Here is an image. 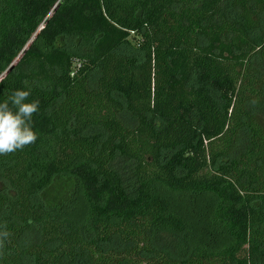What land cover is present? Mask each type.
Here are the masks:
<instances>
[{
    "label": "trees",
    "instance_id": "1",
    "mask_svg": "<svg viewBox=\"0 0 264 264\" xmlns=\"http://www.w3.org/2000/svg\"><path fill=\"white\" fill-rule=\"evenodd\" d=\"M14 90L0 264H264V0H0Z\"/></svg>",
    "mask_w": 264,
    "mask_h": 264
},
{
    "label": "clouds",
    "instance_id": "2",
    "mask_svg": "<svg viewBox=\"0 0 264 264\" xmlns=\"http://www.w3.org/2000/svg\"><path fill=\"white\" fill-rule=\"evenodd\" d=\"M30 95V90H14L0 102V155H9L36 142L38 134L33 130L32 117L38 113L40 102H26ZM0 228L6 229V224ZM9 235L7 230L0 231V247Z\"/></svg>",
    "mask_w": 264,
    "mask_h": 264
},
{
    "label": "rangeland",
    "instance_id": "3",
    "mask_svg": "<svg viewBox=\"0 0 264 264\" xmlns=\"http://www.w3.org/2000/svg\"><path fill=\"white\" fill-rule=\"evenodd\" d=\"M66 43H72L71 41L69 40H66ZM67 180L65 179L63 184H65V189L67 188V186L69 185L68 182H66ZM37 231L36 230H33L32 232L28 233L25 235L24 237V241H22L23 243L25 242V244H28L29 242H36L37 241Z\"/></svg>",
    "mask_w": 264,
    "mask_h": 264
}]
</instances>
